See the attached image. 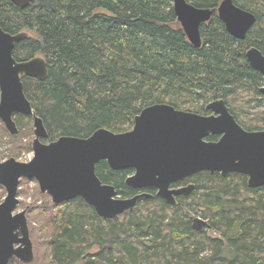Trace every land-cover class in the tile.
<instances>
[{
  "label": "trees",
  "instance_id": "obj_1",
  "mask_svg": "<svg viewBox=\"0 0 264 264\" xmlns=\"http://www.w3.org/2000/svg\"><path fill=\"white\" fill-rule=\"evenodd\" d=\"M187 1L212 10L200 25L199 47L177 22L172 0H31L23 8L0 0V26L27 33L14 46L15 59L40 55L47 63L44 79L22 76L47 139L89 136L99 127L126 131L149 104L201 101L203 109L217 98L230 105L245 129L264 126V109H257L264 107L263 77L245 57L250 46L264 54V0H233L256 17L243 39L229 34L218 18L221 0ZM15 120L17 135L0 121L9 156L31 148L30 137L24 140L31 117ZM131 172L112 169L106 160L96 164L102 182L114 185L121 197L137 191L125 183ZM243 179L237 172L203 170L195 175L193 193L174 205L146 188L151 196L113 218L98 215L80 197L61 206L51 202L46 223L53 228L52 258L72 264L88 250V264H264V186L250 188ZM197 213L234 246L230 255L221 239L192 228Z\"/></svg>",
  "mask_w": 264,
  "mask_h": 264
},
{
  "label": "water",
  "instance_id": "obj_2",
  "mask_svg": "<svg viewBox=\"0 0 264 264\" xmlns=\"http://www.w3.org/2000/svg\"><path fill=\"white\" fill-rule=\"evenodd\" d=\"M11 1L23 8L31 0ZM172 6L188 41L201 46L200 25L210 19L212 10L187 0H172ZM217 16L226 31L238 39L245 37L256 19L254 13L233 0H221ZM26 36L25 31L10 33L0 26V119L10 134H17L14 115H31L34 133L31 159L20 161L11 156L0 161V185L6 191L0 202V264H8L13 256L24 262L34 257L26 217L29 205L13 212L19 204L21 177L34 178L40 192L50 195L53 203L80 196L104 218L118 216L150 194L118 195L114 185L102 182L97 175L96 164L100 160H106L112 169L131 168L126 185L153 186L158 196L172 204L173 195L184 189H169L170 183L202 170L221 175L239 172L248 176L251 187L264 184V130H245L221 98L206 105L218 115H199L155 102L134 116L129 130L115 132L99 127L87 137L60 135L43 142L41 138L48 136L47 130L25 95L22 76L44 79L48 68L40 55L15 59L14 46ZM245 57L261 73L260 91L264 94L263 53L251 46ZM215 134L220 135L218 140L206 139Z\"/></svg>",
  "mask_w": 264,
  "mask_h": 264
},
{
  "label": "rangeland",
  "instance_id": "obj_3",
  "mask_svg": "<svg viewBox=\"0 0 264 264\" xmlns=\"http://www.w3.org/2000/svg\"><path fill=\"white\" fill-rule=\"evenodd\" d=\"M259 108L260 107H258L257 109L260 110L261 108ZM248 111L256 113L254 109H249ZM249 112L247 113L248 116L252 117V114ZM30 123V126L32 127L31 132H28L25 135L24 140L29 137L33 138L34 136L32 120H30ZM23 128L25 129V127ZM9 145L10 144L6 138L3 137L2 139H0V161L11 157L8 155ZM12 156L20 161H28L33 156V151L31 148L29 150L21 149L17 155ZM5 194V189L0 185V202L4 199ZM17 196L19 198V204L14 209V213L22 210L26 205H29V210L26 213V217L30 230L31 241L33 244L34 259L32 262L27 264H53L51 260V249L49 245V239L52 235L53 228L51 226H48V223H46L49 205H51L52 202L49 195L40 192L38 183L34 178L21 177ZM53 210H56V208L54 207ZM96 250L97 247H94L91 249L90 253H93ZM8 264L24 263H21L17 259H14ZM76 264L82 263L78 262Z\"/></svg>",
  "mask_w": 264,
  "mask_h": 264
},
{
  "label": "flooded vegetation",
  "instance_id": "obj_4",
  "mask_svg": "<svg viewBox=\"0 0 264 264\" xmlns=\"http://www.w3.org/2000/svg\"><path fill=\"white\" fill-rule=\"evenodd\" d=\"M177 20V19H176ZM177 22L179 23V25H180V22L177 20ZM207 22V21H206ZM205 23V22H204ZM180 27H181V25H180ZM201 34V33H200ZM202 38V37H201ZM203 41V40H202ZM251 47V46H250ZM256 47V46H255ZM264 55V54H263ZM259 72V71H258ZM260 73V72H259ZM261 74V73H260ZM262 84H263V81H262ZM262 85H260V87H261ZM260 87H259V91H260ZM261 92V91H260ZM261 94L264 96V94L261 92ZM217 99H219V98H217ZM222 99V98H221ZM215 100V99H214ZM224 100V99H223ZM210 101H213V100H210ZM210 101H208V102H206L205 104H204V108L203 109H200L199 108V105L202 103L201 101L200 102H198V106H197V103L196 102H193V103H191L190 104V102H189V104L188 103H180V104H178L177 103V106L176 105H174V104H172V103H168V102H165V103H168V104H170V105H172L176 110H181V111H185V112H192V113H196V114H199V115H218L217 113H214L212 110H208L207 108H206V105L210 102ZM224 102H225V104H226V106H227V108H228V110H229V112L235 117V119H236V121L242 126V124L240 123V117L238 116V114H236V113H233L232 111H231V109H230V105H228V103L224 100ZM261 104V103H260ZM196 105V106H195ZM258 107H260L262 110L264 109V107L263 106H258ZM259 108V109H260ZM34 110V109H33ZM237 111V110H236ZM140 112V111H139ZM138 112V113H139ZM137 113V114H138ZM18 115H22V116H25L24 114H15L14 115V120H15V117L16 116H18ZM240 115V114H239ZM28 116H30L31 117V115H28ZM31 120H32V117H31ZM0 121H1V119H0ZM15 122H16V120H15ZM1 123L3 124V122L1 121ZM4 125V124H3ZM32 125H33V120H32ZM16 126H17V128H18V133H19V127H18V123L16 122ZM132 126H133V123H132V125H131V127L129 128V129H131L132 128ZM5 127V126H4ZM243 127V126H242ZM244 128V127H243ZM129 129H127V130H129ZM245 129V128H244ZM245 130H247V129H245ZM259 131V130H264V126H262L261 128H259V129H252V130H248V131ZM9 133V132H8ZM17 133V134H18ZM10 134V133H9ZM17 134H10V135H17ZM33 135H34V133H33ZM48 137V136H47ZM47 137L46 138H41V140L43 141V142H45V143H48V142H50L51 141V139H47ZM59 137V136H58ZM80 137H87V136H80ZM219 137H220V135L219 134H215V135H210V136H208L206 139L207 140H218L219 139ZM33 138H34V136H33ZM33 138H30L29 139V144H30V141L33 139ZM57 138V137H56ZM55 138V139H56ZM52 140H54V139H52ZM30 147H31V145H30ZM32 149V148H31ZM33 151V150H32ZM33 155H34V153H33ZM33 157V156H32ZM31 157V158H32ZM30 158V159H31ZM131 169V168H130ZM203 171V170H202ZM132 172H133V170H132ZM131 172V173H132ZM198 172H200V171H198ZM198 172H195V173H193V174H191V175H189V176H186V177H184L183 179H179V180H176V181H173V182H171L170 183V185H169V189H180V188H183L184 190H181L180 192H178V193H176V194H174L173 195V197H174V199H175V203L179 200V199H181V197H188V196H190L192 193H193V191L196 189V181H195V175H196V173H198ZM130 173V174H131ZM230 173H236V172H230ZM237 173H239V172H237ZM240 175H242L243 176V180H244V182H245V184H246V186L247 187H250V188H252L251 186H249L248 185V176L246 175V174H243V173H239ZM129 175V174H128ZM226 175V174H225ZM225 175H223V176H225ZM260 186H264V184L263 185H259V186H254V187H260ZM146 188H151L152 190H154V194L157 196V197H160V196H158L157 195V189L155 188V187H153V186H146V187H142V188H133V189H136L137 191H136V193H139V192H147V193H149L150 194V196H151V194L152 193H150V192H148V191H146L147 189ZM135 193V194H136ZM44 194H47V193H44ZM49 197H50V195H49ZM77 197H80V196H77ZM74 198H76V197H74ZM81 198V197H80ZM161 199H163L162 197H160ZM50 199H51V197H50ZM73 199V198H72ZM83 199V198H82ZM69 200H71V199H69ZM84 200V199H83ZM164 200V199H163ZM52 201V200H51ZM66 201H68V200H66ZM66 201H61V202H59V203H56L57 205H59V206H61L64 202H66ZM85 201V200H84ZM165 201V200H164ZM86 202V201H85ZM87 203V202H86ZM175 203H173V205L175 204ZM88 204V203H87ZM170 204H172V203H170ZM29 210V209H28ZM28 212V211H27ZM197 215V216H196ZM192 217H193V225H192V228L193 229H195V230H198V231H206L207 232V235L208 236H211V237H216V238H218V239H221L222 240V242H223V245L225 246V247H227L228 248V253H227V255H230L231 253H232V249L234 248V246H232L227 240H226V237L225 236H223L222 235V233L221 232H217V231H215L213 228H211L210 227V225L208 224L209 222H208V219H203L202 217H201V215L199 214V213H197V214H195V215H192ZM28 228H29V226H28ZM237 230H238V224H236V226H234L233 227V229H232V231H231V234L232 235H236L237 234ZM18 232H19V235L18 236H21V233H20V231L18 230ZM29 236H30V230H29ZM31 238V237H30ZM33 245V244H32ZM50 245V244H49ZM17 245L15 244V247H16ZM33 247V246H32ZM50 249H51V246H50ZM88 250H85L84 251V253H83V255H81L80 256V258L78 259V260H76L74 263H72V264H76V263H78V262H81L82 264H88ZM33 254H34V251H33ZM235 253H233L231 256H230V260L231 259H234L235 258ZM14 259H17L18 261H20L21 263H24V264H27V263H30V262H32V261H30V262H24V261H21V260H19L17 257H15V256H13V257H11L10 259H9V262L10 261H12V260H14ZM33 259H34V257H33ZM51 260H52V262H53V264H58L57 263V261L54 259V258H52V255H51ZM8 262V263H9Z\"/></svg>",
  "mask_w": 264,
  "mask_h": 264
}]
</instances>
